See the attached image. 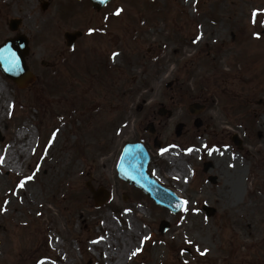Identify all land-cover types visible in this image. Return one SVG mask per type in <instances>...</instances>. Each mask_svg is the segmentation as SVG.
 <instances>
[{"label": "rangeland", "instance_id": "374dc122", "mask_svg": "<svg viewBox=\"0 0 264 264\" xmlns=\"http://www.w3.org/2000/svg\"><path fill=\"white\" fill-rule=\"evenodd\" d=\"M94 14L76 55L44 54L62 41L59 30L33 37L30 84L0 70V165L33 136L18 172L0 168V264H264V0H112ZM74 15L90 11L83 4ZM204 99L206 109L191 114ZM22 127L30 133L20 143ZM138 140L150 173L187 201L179 212L118 176L123 146ZM74 165L80 187L61 191ZM175 165L186 177L171 175ZM238 180L231 201L226 182ZM88 184L109 192L104 203Z\"/></svg>", "mask_w": 264, "mask_h": 264}, {"label": "flooded vegetation", "instance_id": "af4514ba", "mask_svg": "<svg viewBox=\"0 0 264 264\" xmlns=\"http://www.w3.org/2000/svg\"><path fill=\"white\" fill-rule=\"evenodd\" d=\"M83 4L89 9L90 16L79 19L81 16L78 18L74 13L76 14L77 7L83 6ZM109 4L110 2L101 9H97L90 0H0V45L12 38L26 40L29 48L28 58L32 52L35 35L42 41H48L55 35L59 36L60 33H56L59 30L62 41L58 46L49 47L45 45L44 54L49 55L58 50L61 56H65V54L76 55L89 41L93 27L92 22L95 19L94 13L100 12ZM43 18L48 19V23L43 21ZM68 20H74L78 26L65 28L64 25L62 27V23L66 24ZM68 31H79L80 35L67 38L66 33ZM69 63H74V61L70 60ZM43 64L50 66L44 61ZM208 102L209 99H204V109H206ZM197 123L198 127H201L204 120H198Z\"/></svg>", "mask_w": 264, "mask_h": 264}, {"label": "water", "instance_id": "95a60500", "mask_svg": "<svg viewBox=\"0 0 264 264\" xmlns=\"http://www.w3.org/2000/svg\"><path fill=\"white\" fill-rule=\"evenodd\" d=\"M94 7L100 9L109 0H90ZM80 35L79 31L67 32L66 37H77ZM29 52L28 41L21 38H12L7 40L0 46V69L9 78H11L18 86L28 85L34 79V75L27 64L26 55ZM203 106L194 103L190 105L191 112H195L197 109ZM168 110L161 107L160 114H166ZM169 114L171 112L169 111ZM184 127L183 123H179L176 126V133L181 134ZM148 128L151 132H155V126L150 123ZM236 142L239 144L240 140L236 138ZM154 145L160 146V141L155 138ZM151 156L146 145L141 142H130L125 144L122 153L120 155L117 171L120 178L125 180L128 184L134 185L145 194L149 195L159 205L168 207L172 212L177 213L183 206H179L183 201L178 195L171 189L161 185L158 181L149 173L148 165ZM211 162L205 163V170L211 167ZM212 181L216 180L215 176H211ZM89 187L93 189L90 185ZM96 205L99 206L106 201L109 196V192L95 191ZM206 210L211 213L214 209L204 205ZM170 228V223L166 220L160 223V231L164 233Z\"/></svg>", "mask_w": 264, "mask_h": 264}, {"label": "bare ground", "instance_id": "6f19581e", "mask_svg": "<svg viewBox=\"0 0 264 264\" xmlns=\"http://www.w3.org/2000/svg\"><path fill=\"white\" fill-rule=\"evenodd\" d=\"M26 134L27 133H26L25 129L21 130L18 134L19 137H17V140L22 142V138ZM24 145L27 146L26 150L24 149L25 148ZM32 145H33V136L27 141V144L22 143L20 146L15 147V148L13 146H10V148L6 152L5 157L3 158V163H2V165H0L1 166L0 168L7 170L9 172L10 171L15 172V173L18 172L19 166H18L17 161H16L17 160V154L18 153H24V152L28 153L30 151ZM168 158H170V160H172V163L175 162V155H173V156L170 155V157H168ZM11 161H14V165H10ZM237 171H238V174H239V172L241 174L242 169L241 170L237 169ZM80 173H81V169L79 168V166L74 165L73 168L69 171V174H68L69 178L63 183V186L60 188V190L62 191V189H64L66 186L68 188H72V189L79 188L80 184H79L78 179L76 177ZM98 173H100V172H97L96 174H98ZM171 175H176V176H179L180 178H184V177H186L187 172H184L181 168H179L178 166L175 165L171 171ZM93 178H94V176H93ZM94 180L97 181L96 178H94ZM226 184L230 185L229 187H227V191L231 192L230 200L235 201L237 199L239 192H240L239 180L235 184H230L228 182H226ZM49 188H50V185H49ZM36 195H38L37 188L30 189V191L28 193L29 198L34 200L37 197ZM20 207H22V205H20ZM59 244H60L59 242L55 243V245H54V246H56L55 248H58ZM101 244L105 245L106 241H103ZM69 256H70V254H69ZM44 264H47V263H44Z\"/></svg>", "mask_w": 264, "mask_h": 264}, {"label": "snow or ice", "instance_id": "6c2138e0", "mask_svg": "<svg viewBox=\"0 0 264 264\" xmlns=\"http://www.w3.org/2000/svg\"><path fill=\"white\" fill-rule=\"evenodd\" d=\"M120 11H121V9H117L116 14L119 15ZM254 15H255V13H254ZM113 55H116V54L114 53ZM161 151L163 152L164 150L162 149ZM189 151H191V149H189ZM25 179L30 180V179H32V177H26ZM23 186H24V184H23V181H22L21 182V187H23ZM185 204H187V201H181V204L179 206H183ZM184 210L187 211L188 209L184 208Z\"/></svg>", "mask_w": 264, "mask_h": 264}]
</instances>
